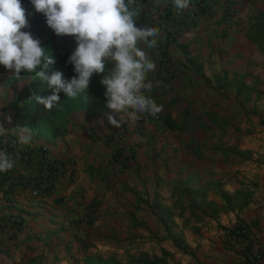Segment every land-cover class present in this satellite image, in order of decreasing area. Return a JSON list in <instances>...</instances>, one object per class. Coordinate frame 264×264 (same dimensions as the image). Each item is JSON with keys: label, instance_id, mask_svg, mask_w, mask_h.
Masks as SVG:
<instances>
[{"label": "crops", "instance_id": "obj_1", "mask_svg": "<svg viewBox=\"0 0 264 264\" xmlns=\"http://www.w3.org/2000/svg\"><path fill=\"white\" fill-rule=\"evenodd\" d=\"M198 1L178 14L173 0H137V26L159 31L149 73L162 104L156 119L108 108L94 74L95 94L64 97L40 119L47 124L11 126L6 106L30 78L0 65V151L14 161L0 172V264H81L109 257L121 240L134 260L151 262L156 230L162 264H249L225 240L237 223L248 247L264 245V1L207 0L202 10ZM53 36L58 48L76 47L70 35ZM42 148L68 164L31 195L20 180L36 173ZM13 216L20 221L5 222Z\"/></svg>", "mask_w": 264, "mask_h": 264}, {"label": "clouds", "instance_id": "obj_2", "mask_svg": "<svg viewBox=\"0 0 264 264\" xmlns=\"http://www.w3.org/2000/svg\"><path fill=\"white\" fill-rule=\"evenodd\" d=\"M31 4L25 6L42 13L57 36L74 38L76 47L67 58L74 75L65 79L61 71H49L55 59L38 37L23 30L30 29L32 13L21 0H0V65L17 80L27 73L30 80L47 82L52 94L34 97L46 110L57 108L61 92L71 99L87 94L95 74L100 75L106 106L129 121L162 111L151 96L154 83L149 79V73L156 70L150 50L157 47L159 31L149 25L137 26L141 10L137 0H31ZM173 4L178 11L189 8V0H173ZM107 119L115 127L122 125V116L117 120L109 114ZM5 134L0 125V136ZM29 141L30 135L19 138L20 143ZM13 166L8 153L0 151V172Z\"/></svg>", "mask_w": 264, "mask_h": 264}, {"label": "trees", "instance_id": "obj_3", "mask_svg": "<svg viewBox=\"0 0 264 264\" xmlns=\"http://www.w3.org/2000/svg\"><path fill=\"white\" fill-rule=\"evenodd\" d=\"M30 0H21L23 6L29 3ZM45 20V17H44ZM51 42L47 45L51 49L52 55L55 59V63L50 66L49 71L59 70L63 73L65 79H70L73 72V65L67 63L68 56L72 53V49L58 48L54 43V36L50 35ZM52 94V89L48 87L47 82L41 80H28L24 85L20 96L17 99L9 103L6 107L12 112V118L10 121L11 126H18L23 124H35L49 111L46 110L42 103L37 102L35 96H48ZM60 98L63 92L60 94ZM54 110V109H53ZM52 110V111H53ZM56 131L58 130L55 127ZM21 184L26 185L24 181ZM239 223L233 228L227 229L226 233H232L235 231ZM99 259V258H98Z\"/></svg>", "mask_w": 264, "mask_h": 264}, {"label": "built area", "instance_id": "obj_4", "mask_svg": "<svg viewBox=\"0 0 264 264\" xmlns=\"http://www.w3.org/2000/svg\"><path fill=\"white\" fill-rule=\"evenodd\" d=\"M207 0H199L196 3L197 9L202 10L207 6ZM175 13L180 14L181 10L178 11L174 9ZM163 74V73H162ZM171 73L166 71L163 76L169 77ZM162 107V104L157 103ZM150 118L156 119L159 114L156 116H152L147 114ZM24 153H27L26 149H24ZM68 164L62 162H56L54 160L48 159V156L45 152V148H42V152L40 155V162L37 164L36 173L29 177L28 179H21L20 182L24 181L29 188V192L31 195H37L41 191H47L49 186L51 185L54 178L57 174ZM20 221V217L13 216L6 218V223H18ZM225 240L232 246H238L242 249L244 253L245 260L249 264H264V245H257L248 247L249 237L248 231L245 225L238 224L237 228L232 233H226Z\"/></svg>", "mask_w": 264, "mask_h": 264}, {"label": "rangeland", "instance_id": "obj_5", "mask_svg": "<svg viewBox=\"0 0 264 264\" xmlns=\"http://www.w3.org/2000/svg\"><path fill=\"white\" fill-rule=\"evenodd\" d=\"M263 1L264 0H261V2H263ZM29 3L31 4V0L29 1ZM24 7L28 10L29 13H32V14L29 15V21H30V25H31L30 29H23V30H25V31L30 30L34 36L38 37L41 40L42 44H44L46 41V47H47L49 42H51L50 35H53V32L47 26V24L46 25L44 24V15L42 13H36V15H35V13L32 12L29 9V7H26V6H24ZM263 11H264V5H263ZM261 32H262L261 33L262 40L260 42H261V44H263V47L261 49H262L263 59H264V14L262 17V31ZM71 49L74 50L75 47H71ZM261 77H262L263 82H264V66H263V71H262ZM263 91H264V87H263ZM92 92H93V94H95L96 88L94 87V84L91 82L87 94H92ZM64 97H66V95L64 96V94H63L61 100ZM55 115L53 117L55 119H57L59 117V115H61V114H55ZM40 122L41 123L44 122L43 124H47L49 121L47 119H45V120L42 119V120H40ZM54 124H56V123H54ZM57 124L59 125V123H57ZM156 233L158 236H155V234H152L151 236H148V237H150L148 239H150L151 242L152 241L157 242L158 243L157 245L161 248L154 245L153 243L150 244L151 245V253L153 254V255H151V258H152L151 262L143 263L139 259L134 260L132 257V252H130L129 243L127 244L126 240H121V241L115 242L117 247L113 248V250H110L111 255L109 257L108 256L104 257V255L106 256V254H104L103 256H101V255H99V256H94V255L87 256V257L83 258V261L81 264H162V257H160V255H161L160 252H162V246H161L162 245V231H161V233H158V231L156 230ZM141 251H143V250H141ZM157 253L160 255H158Z\"/></svg>", "mask_w": 264, "mask_h": 264}]
</instances>
